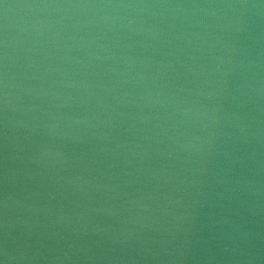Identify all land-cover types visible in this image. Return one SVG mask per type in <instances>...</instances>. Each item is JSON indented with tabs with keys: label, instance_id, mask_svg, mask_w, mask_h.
Masks as SVG:
<instances>
[{
	"label": "water",
	"instance_id": "95a60500",
	"mask_svg": "<svg viewBox=\"0 0 264 264\" xmlns=\"http://www.w3.org/2000/svg\"><path fill=\"white\" fill-rule=\"evenodd\" d=\"M0 264H264V0H0Z\"/></svg>",
	"mask_w": 264,
	"mask_h": 264
}]
</instances>
